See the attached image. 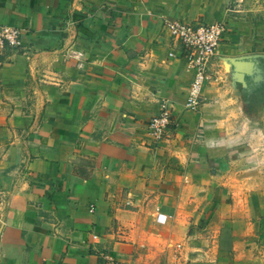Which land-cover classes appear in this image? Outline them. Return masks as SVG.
Here are the masks:
<instances>
[{
  "label": "crops",
  "instance_id": "1",
  "mask_svg": "<svg viewBox=\"0 0 264 264\" xmlns=\"http://www.w3.org/2000/svg\"><path fill=\"white\" fill-rule=\"evenodd\" d=\"M228 1L0 0L25 31L0 53V264H264V0ZM200 19L226 33L191 111L163 25Z\"/></svg>",
  "mask_w": 264,
  "mask_h": 264
},
{
  "label": "built area",
  "instance_id": "2",
  "mask_svg": "<svg viewBox=\"0 0 264 264\" xmlns=\"http://www.w3.org/2000/svg\"><path fill=\"white\" fill-rule=\"evenodd\" d=\"M246 3L247 0H229L224 4V11L229 16L242 18ZM163 26L170 36L168 56L184 59L193 73L185 104L187 109L196 111L204 101L203 89L205 85L218 80L216 73L210 67L224 40L226 25L222 22H206L200 19L195 22L168 20L164 22ZM24 32L21 27H0V53L8 47L23 45ZM161 106V110L148 121V129L156 141L162 140L167 132L177 124L169 100H163ZM158 218H162L161 214ZM93 238L97 239L98 235L93 234ZM100 255L103 259L102 264H136L115 252H101ZM160 264L184 263L170 261Z\"/></svg>",
  "mask_w": 264,
  "mask_h": 264
}]
</instances>
